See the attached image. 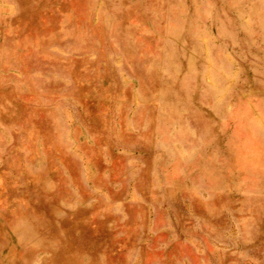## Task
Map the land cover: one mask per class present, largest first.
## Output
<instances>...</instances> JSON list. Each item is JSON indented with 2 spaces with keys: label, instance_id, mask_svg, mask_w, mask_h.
<instances>
[{
  "label": "rangeland",
  "instance_id": "1",
  "mask_svg": "<svg viewBox=\"0 0 264 264\" xmlns=\"http://www.w3.org/2000/svg\"><path fill=\"white\" fill-rule=\"evenodd\" d=\"M0 264H264V0H0Z\"/></svg>",
  "mask_w": 264,
  "mask_h": 264
}]
</instances>
